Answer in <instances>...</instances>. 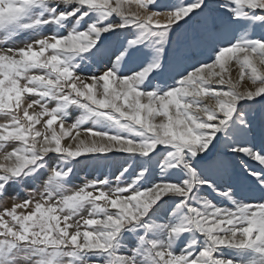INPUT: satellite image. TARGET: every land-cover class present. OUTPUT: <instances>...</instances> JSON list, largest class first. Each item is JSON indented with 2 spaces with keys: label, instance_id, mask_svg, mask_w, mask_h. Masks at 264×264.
<instances>
[{
  "label": "snow or ice",
  "instance_id": "obj_1",
  "mask_svg": "<svg viewBox=\"0 0 264 264\" xmlns=\"http://www.w3.org/2000/svg\"><path fill=\"white\" fill-rule=\"evenodd\" d=\"M0 120V264H264V0H0Z\"/></svg>",
  "mask_w": 264,
  "mask_h": 264
},
{
  "label": "rangeland",
  "instance_id": "obj_2",
  "mask_svg": "<svg viewBox=\"0 0 264 264\" xmlns=\"http://www.w3.org/2000/svg\"><path fill=\"white\" fill-rule=\"evenodd\" d=\"M161 2H169V0H161ZM0 122H3L0 120ZM237 163H238V158ZM113 169H101V171H104L107 173L108 171ZM96 175H98L97 171L95 170L94 166H85L84 164L78 165L76 168V177L73 179L72 183L73 185H78L84 181V179H93Z\"/></svg>",
  "mask_w": 264,
  "mask_h": 264
}]
</instances>
